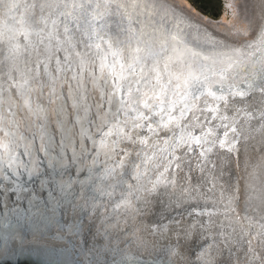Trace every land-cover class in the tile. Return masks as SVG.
I'll list each match as a JSON object with an SVG mask.
<instances>
[{"label":"water","instance_id":"95a60500","mask_svg":"<svg viewBox=\"0 0 264 264\" xmlns=\"http://www.w3.org/2000/svg\"><path fill=\"white\" fill-rule=\"evenodd\" d=\"M32 3L23 1L17 7L21 13L20 20L13 15L15 10L4 11L0 15V66H5L7 73V82L4 74L0 73V88L9 89L6 95L11 96L10 85L21 91L22 84L24 88L31 85V96L26 98L29 106L37 109L25 114L13 103L10 110L4 97L0 96V177L5 183L15 185L20 193L16 197L20 203L7 218L14 223L19 220L20 223L30 224L39 230L38 235L43 233L48 240L57 241L60 246L53 248L41 242L14 250L0 247V264H78L81 258L75 255L77 249L74 244H79L82 249L85 238L89 240V247L95 245L102 253L117 256L116 264H141L144 256L163 254L165 237L160 235L155 247H152L153 234L171 229L177 219L187 223L188 219L211 217L220 219L223 224H235L232 246L238 253L250 247L246 243L250 238L249 229L261 230L258 222L260 212L250 207L249 215L245 217L242 208L245 203H250L248 192L264 190V155L260 152V143L255 142L256 151L246 149L242 156L237 151V144L230 162L227 153H221V158L217 159V148L212 147L210 152L205 153L213 158L206 171L197 168L196 163L198 159H203L198 154L226 130L219 127L220 124H230V127L239 129V123L252 119L229 108V93L217 91L216 86L231 87L234 96L241 90V84L258 77L260 73L257 69L264 71V21L254 37L248 39L251 36L248 33L237 41L220 33V25V29H209L199 22L197 24L195 18H199L195 15L194 18L188 17L185 9H171L162 0L159 3L153 0L148 10L151 26H146L141 16L140 27L148 32L149 38H159L157 53L163 57V63L157 65V72L164 79L156 84L155 73L152 74L153 88L144 95V99L149 100V107L141 106L139 111L131 112L129 107H125L119 120L111 112L104 113L90 129L88 118L83 114L77 116L74 107L71 111L62 108L63 91H68L70 102L76 95L68 89V80L59 78L64 76L63 72L54 81V95L46 87L43 96L38 97L39 89L31 81L24 83L27 80L24 60L28 55L24 46L35 36L25 39L21 33L25 31L23 21L31 12ZM161 4L181 17L173 16V19L185 23L189 21L193 25L188 24L205 33L209 40L221 42L220 47L223 48L208 49L212 46L189 39L178 28H158L157 24L163 20V14L158 11L167 12ZM242 4L244 16L256 13L253 0L252 5L249 0H242ZM4 13L7 15L2 17ZM131 19L134 21L135 17ZM96 42L102 49L116 50L111 47V37L107 43L99 37ZM140 46L145 47L143 44ZM160 47L165 51H161ZM92 52L104 55L99 49L93 48ZM129 55L143 56L144 52H136L133 45L119 57L120 62L123 63ZM115 59L109 55L103 63L110 65ZM100 62L97 58V64ZM134 67L139 69L141 64L136 63ZM148 67L145 65L146 70ZM178 67H187V71L175 80L173 77L179 75L176 71ZM245 67L251 76L243 71ZM225 68L227 71L221 75L219 70ZM92 69L93 65L89 64L87 71L91 73ZM196 69H202L203 75ZM120 72V65L117 64L113 75L118 76ZM188 72L195 79L189 78ZM108 73L109 68L105 67L102 72L94 74L97 79L89 93L90 99L85 100L86 106L99 100L101 89L98 85ZM71 74H76L75 67ZM13 76L17 79L13 80ZM168 80L172 83H167ZM199 81L203 82V90L193 98V85ZM253 89L254 85L249 83L245 95ZM132 95L129 93L123 98L131 101ZM50 96L51 104L48 103ZM156 96L160 98L156 99ZM112 99L115 98L109 97L110 101ZM202 105L213 111L201 113ZM94 111L100 113L103 110L97 105ZM140 112H146L151 119L131 118ZM205 116L214 117L211 124L206 120L201 123ZM221 116L226 118L221 120ZM237 118L239 123L235 122ZM135 124L146 127H133ZM212 124L217 127L214 129ZM231 136L229 132V137L221 138L227 140ZM86 138L93 141L90 146L86 144ZM181 152L185 153V164L180 168L169 167L170 162L179 163ZM188 164H191V169ZM5 169L15 175H7ZM84 172H87L86 176L82 174ZM193 177L200 182L195 183ZM145 188L149 191L145 192ZM181 189H194L195 195ZM242 192L245 193L244 202L241 200ZM25 195L29 198L24 199ZM157 200L167 205L166 213L155 216V220L163 223L152 222ZM166 214L172 219L166 220ZM118 233L120 238H117ZM142 238L147 241V248L137 243ZM251 243H256L255 238ZM221 251L212 230H202L199 235L192 231L179 252L169 255L163 264H220ZM82 264H90V260L85 259ZM102 264H105L103 260Z\"/></svg>","mask_w":264,"mask_h":264},{"label":"snow or ice","instance_id":"6c2138e0","mask_svg":"<svg viewBox=\"0 0 264 264\" xmlns=\"http://www.w3.org/2000/svg\"><path fill=\"white\" fill-rule=\"evenodd\" d=\"M152 2L153 0H34L30 5L31 12L23 21L25 31L21 33L25 36V39L29 36H35L34 40H31L28 45L24 46V51L28 53L24 60L25 68L27 69L25 73L27 80L24 83L27 84L31 81L39 89L37 93L38 97L43 96L46 87L54 95V81L58 78V74L63 72L64 76L59 78L67 79L68 89L76 95L74 101L70 102L68 91H63L64 100L62 108L71 111L74 107L77 116L83 114L88 118L90 129L94 122L99 119V116L104 113L111 112L119 120L125 107H129L130 112L139 111L141 106L144 108L149 107V100H145L144 95L153 88L152 74L155 73L156 84H160L161 80L164 79L160 72H157V65L163 63V57L157 53L159 38H149L148 32L140 27L141 16L144 17L143 23L146 26H151L148 10ZM156 2L159 3V0H156ZM133 17H135L134 21L131 19ZM168 27H171V25H168ZM259 27L260 24L258 23L256 25L257 30ZM97 37L106 43L109 37H111V47H114L116 50L102 49L100 43L96 42ZM141 37H144V39L141 40ZM172 39L174 40L175 37H172ZM141 44L145 45V47L141 48ZM133 45H135L136 52H144V55H129L121 63L119 57L133 47ZM93 48L101 50L104 52V55L100 56L99 53L92 52ZM160 50L165 51L162 47H160ZM109 55L117 59L110 65H106L103 61L107 60ZM69 57H72L71 61ZM97 58L101 61L99 64H97ZM136 63L141 64L139 69L134 67ZM89 64L93 65L91 73L87 71ZM117 64L120 65L121 72L118 76H115L113 72H115ZM145 65H149L150 67L146 70ZM73 67L76 68L75 75L71 74ZM105 67L109 68V73L104 77L103 82L98 85L101 89L100 98L90 106H86L85 100L90 99L89 93L92 90L94 80L97 79V76L94 74L102 72ZM164 67L167 68V65L164 64ZM176 71L179 75L174 76L173 79L179 80L180 76H183L187 71V67H178ZM196 71L203 75L202 69H196ZM219 71L223 75L227 69ZM243 71L251 76L247 67ZM257 72L260 73L258 77H253L251 80L241 84V90L237 91L234 96L232 95L231 87L216 86L217 91L229 93L231 97L228 102L229 108H234L236 113L251 116L252 119L251 121L245 120L243 123H239V119L237 118L235 122L239 123V129L230 127V124L219 125V127L226 130L221 132L217 140L211 142L207 149L198 154V157H203V159H198L196 163V167L201 171L208 170L209 166L213 163V158L205 155V153L211 151L212 147L217 148V159L221 158V153H227V159L230 162L232 158L231 153L233 149H237V144L239 145L237 151L242 156L246 149L250 148L252 151H256L255 142L258 141L260 143V152L264 155V71L257 69ZM0 73L4 74L5 82H7L5 66H0ZM81 75H83V84H81ZM188 76L191 79H195V77H192L191 72H188ZM131 77L138 78L131 79ZM12 79L15 80L17 77L13 76ZM120 80L124 82L119 83L118 81ZM167 83L170 84L172 81L168 80ZM249 83L254 85V89L246 96L245 92ZM232 87L235 86L233 85ZM10 88L12 89L11 96L6 95L9 89L0 88V96L4 97L10 110L13 103H15L25 114L37 111V109L29 106V101L26 98L31 96V85L28 88H24L22 84V91L15 88L14 85H10ZM81 88H83L82 92L80 91ZM202 90L203 82L199 81L195 83L193 85V98ZM163 91L164 88L162 87L161 92L163 93ZM118 92L120 93L119 97H117ZM129 93L133 94L131 101L123 98ZM109 97H114L115 99L110 101ZM159 98V96H156V99ZM48 103L51 104V96ZM97 105L103 110L102 112L97 113L94 111ZM206 111L212 112L213 109L205 108L202 105L200 112ZM131 118L134 120L142 118L149 120L151 116L146 112H140L139 115ZM197 118L199 119V117ZM225 118L224 116L220 117L221 120ZM212 119L214 117L205 116L201 123L206 120L211 124ZM133 127L145 128L146 125L135 124ZM212 127L215 129L217 125L212 124ZM229 132L232 133L230 139L221 138L229 137ZM119 136L120 131L117 132V137L119 138ZM92 143L93 141L86 138L88 146ZM184 156L185 153L181 152L179 163L173 164L170 162L169 167L180 168L185 164ZM81 163H83V160H81ZM187 166L191 169V164ZM181 170L183 169L181 168ZM5 171L9 176L15 175L7 171V169ZM82 174L86 176L87 172ZM193 180L197 184L200 182L196 177H193ZM144 190L145 192L149 191L148 188ZM181 191H189L190 195H195L194 189H181ZM19 194L15 185L5 183L4 178L0 177V247H8L10 250H14L30 243L41 242L49 244L53 248L60 246L57 241L48 240L43 233H39L38 235L39 230L34 229L30 224L26 222L20 223L19 220L14 223L7 218L15 210V206L20 203L16 199ZM244 196L245 193L242 192V202H244ZM23 198L28 199L29 196L25 195ZM247 199L250 203H245L242 212L247 217L249 215L248 208L253 207L259 211L260 219L258 222L260 223L261 230L257 232L254 228L249 229L250 238L246 243L250 247L245 248L242 252L238 253V250L232 246L233 232L236 231L235 224H223L220 219H212L211 217L207 219L200 218L199 220L188 219L187 223H181L177 219L174 221L171 229L167 231L162 229L159 234H153L155 238L152 241V247H155V243L160 239V235L165 237L166 243L164 244L163 254L144 256L141 258V264H163L169 255L179 252L190 232L195 231L199 235L202 230H212L214 238L221 246L220 264H264V190L260 192H248ZM155 204L152 222L163 223L155 220V216L160 213H166L167 205L159 200ZM20 219H23V217ZM167 219H172V216L166 214ZM225 219L231 218L226 217ZM229 228H231V231H228ZM141 236L143 237V233H141ZM117 238H120L119 233L117 234ZM252 238L256 240L254 245L251 243ZM137 243L145 248L148 247L147 241L143 238ZM168 244H171L172 247L168 248ZM83 245L81 249L79 244H74V248L77 249L75 255L81 258L78 264H82V261L85 259L90 260V264H102V260L105 264H116L117 256L106 252L102 253V250L95 245L89 247V240L87 238L84 239ZM120 248L122 250L123 243L120 245Z\"/></svg>","mask_w":264,"mask_h":264},{"label":"bare ground","instance_id":"6f19581e","mask_svg":"<svg viewBox=\"0 0 264 264\" xmlns=\"http://www.w3.org/2000/svg\"><path fill=\"white\" fill-rule=\"evenodd\" d=\"M23 1H27V2H34V0H0V15L4 12V11H14L13 15H15L18 20H20V10L18 8L17 10V7L20 5H22ZM164 3H167L171 9H176V10H179V11H184L183 9H185V13L188 14V17H192L194 18L193 15H195L196 17H198L199 19L195 18L197 20V22H199V24H203V25H206V27H208L209 29H217L219 27V25H216V23H212L211 21L201 17L200 15H198L197 13H195L192 9H190L187 5H185L184 3H182L180 0H162ZM249 4L252 5V0H249ZM253 4H254V7L256 8V13H248L247 17L249 18L250 21H248V18L246 17L247 19V22L245 20V27H244V32H241L239 34L237 33H233L231 32L230 28L228 29L227 25H220V27H222V30L220 33H222L223 35H225L226 37H230V38H236L237 41H241L243 38L241 37L242 35H247V33H250L251 36L248 37L249 38H252L255 36V34H257V28H256V25L259 23L260 21V25L262 24V22L264 21V0H256V5H255V0H253ZM162 5V4H161ZM162 7L165 9V11H167L169 14H167V12H160L158 11L159 13H162L163 14V20L160 21V23L157 24V27L158 28H178V30H180L183 35H186L189 37V39L191 40H194L195 42H198V43H203V42H206L207 44L206 45H211L212 47H208V49H219V48H223V47H220V45L222 44L221 42H215L213 39L209 40L208 39V36L203 33V32H200L196 27L194 26H191L189 21H187V23L185 22H179V20L177 19H173L175 17H179V16H176L173 12V10H168V8L166 6H163ZM16 12L17 15H16ZM174 14V15H171ZM7 14L4 13V15L2 17H5ZM243 17H244V13L242 14ZM173 17V18H172ZM1 18V16H0ZM181 18V17H179ZM178 18V19H179ZM263 18V19H262ZM196 22V23H197ZM190 23V24H188ZM198 24V23H197ZM0 25H1V22H0ZM168 25H171V27H168ZM193 25V24H192ZM203 29H204V26H201ZM211 27V28H210ZM1 28V27H0ZM220 29V28H218ZM260 30V29H258ZM257 32V33H256ZM203 37V38H202ZM221 43V44H220ZM216 44V46H214ZM214 46V47H213Z\"/></svg>","mask_w":264,"mask_h":264},{"label":"rangeland","instance_id":"374dc122","mask_svg":"<svg viewBox=\"0 0 264 264\" xmlns=\"http://www.w3.org/2000/svg\"><path fill=\"white\" fill-rule=\"evenodd\" d=\"M201 17L227 25L233 33L244 32L246 16L243 17L242 0H180ZM245 24V25H244ZM248 34V33H247ZM246 36V35H245Z\"/></svg>","mask_w":264,"mask_h":264}]
</instances>
